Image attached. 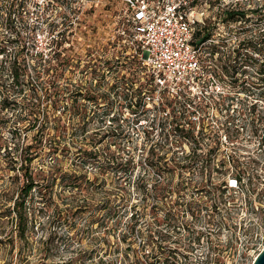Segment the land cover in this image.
Returning a JSON list of instances; mask_svg holds the SVG:
<instances>
[{"label":"built area","instance_id":"built-area-1","mask_svg":"<svg viewBox=\"0 0 264 264\" xmlns=\"http://www.w3.org/2000/svg\"><path fill=\"white\" fill-rule=\"evenodd\" d=\"M7 1L22 2L25 21L17 26L24 29V56L38 52L43 60L58 47L52 41L76 32L82 18L112 11L115 30L105 43L117 49L100 62L120 68L122 39L145 73L134 83L139 98L132 118L133 212L145 231L166 239L183 229L186 236L175 239L252 240L251 215L264 210V89H250L253 75L217 71L216 59L226 65L244 37L229 42L234 20L213 12L218 5L243 9L246 0ZM205 22L214 27L198 41L195 31ZM109 84L119 88L115 77ZM160 223L167 234L159 233Z\"/></svg>","mask_w":264,"mask_h":264},{"label":"rangeland","instance_id":"rangeland-1","mask_svg":"<svg viewBox=\"0 0 264 264\" xmlns=\"http://www.w3.org/2000/svg\"><path fill=\"white\" fill-rule=\"evenodd\" d=\"M246 1L248 3L244 5L243 9H245L247 14L244 17L234 20L232 26H230V30L232 29L233 31L229 30L231 35L227 36V40L234 44L238 43L239 39L242 37L256 41L264 37V0ZM255 7L257 10L252 12L251 9ZM221 9L222 7L218 5L217 8H213V12L219 14ZM55 28L57 29L58 27L56 26ZM114 30L115 23L112 11L110 9H102L98 10L94 16L82 18L76 27V32L72 34L68 33L62 40L57 38L56 41L55 38L54 41H52L53 44L57 42L58 47L55 52L51 50L48 53L50 60L45 65L51 68L46 71L41 67L39 70L41 78L56 79V84L53 86L56 94L54 97L50 96L53 102H50L49 97L43 96L41 105L48 110L55 109L58 114L61 112V121L63 122L65 119L64 126H62V128H54L48 125L45 129L38 130L36 126L29 127L30 124H28L27 119L16 124L21 127L19 131L21 133V138L19 140L21 144L35 142L36 140V142H38L41 135L47 137L55 131L53 135H55L56 139H59V144L67 147L70 152H67L64 156L59 152L48 155V153H46L48 148H41L38 146L35 149L39 150L40 153L34 156L31 161L34 167L42 165V169L45 171L51 168V170H56L58 175L65 171L77 172L81 167L80 160L82 150L79 148L80 145L81 147L87 148L93 145L94 147H98L100 151L106 149L107 143L112 139L110 132L111 127L109 125L112 126L114 124H109V120L107 119L105 122L97 120V114L100 113L99 111L102 110L101 108L105 106V104H103L105 98L102 92L104 91L108 94L107 90L109 88V91L112 92L116 98L115 105L118 109L120 107V110L123 112L121 115L122 118L129 115L128 118H123V122L131 124V122H128L126 119L131 121L133 112H131L128 106H121L124 101L120 98V93L126 89L125 86L124 88L120 86L119 81V88L114 90L109 83L118 70H120V75L124 74L127 77L129 75L127 71L128 66H135L138 61L134 57L128 56L126 52H122L127 42L120 39V53H123L120 55V68L116 67L113 69L114 72L106 71V65L100 62V59H103L105 56L114 57L116 53L117 48L109 44L110 40H108L107 45L105 43L106 39L111 37L112 31ZM0 35L4 34L0 33ZM59 36L60 34L58 37ZM64 41L65 43H63ZM7 46L6 56L9 58L12 55V49L10 45ZM263 50L260 52L256 51L252 54L258 60L253 61L255 65L247 66L248 68L245 71L253 75L249 78V83L253 85V87H250L252 90L264 89V86L261 87L260 85V79H263L264 84V78L257 74V67L260 63L262 64L259 58H261V52H263ZM228 53L230 54L231 52L229 51ZM4 56L5 55H3V57ZM1 57L2 54H0V58ZM262 58H264V56H262ZM219 62L220 60L216 59L217 71L219 73H226L227 71L225 69L228 67L225 65L224 68H222ZM30 69L28 68L29 74H34ZM140 72L145 75L143 70ZM228 72L230 73L229 69ZM9 74L10 72L6 66L3 76ZM106 77H108V79ZM240 84L239 88H244L242 87L244 83L240 82ZM43 85L48 86V82H43ZM42 91L47 93L50 92V89L47 88L45 90L43 88ZM87 95L103 96V98L98 97L97 101L99 103L97 104L93 103L91 100H87ZM20 97L21 96H18V99H20ZM62 106L72 110L73 108L76 109L77 106H82L80 109L88 113L86 120H89L84 123L86 126L84 133L80 130L82 129L83 123L81 117L75 114L74 116H70V118H66V116H69V112L68 110H63ZM22 107L21 105V108ZM21 108L18 107L17 110H21ZM8 111L9 115H12V110H10V108H8ZM11 117L13 118L14 116L12 115ZM9 129V126L0 128V134L9 139ZM129 130L132 129L130 128ZM107 132L110 134L105 135ZM42 142L45 143V140ZM10 145H13V142H10ZM115 146L117 145H111L109 148L114 149ZM3 150L4 148L2 147L0 149V209H2L5 204H13V198L11 197L17 194V189L23 182L22 170L17 168L20 162L16 163L14 166L12 163L8 164L9 158H5L4 155H1ZM102 154H104V152H102ZM55 155H57V157ZM100 158L99 161L94 160L88 162L81 168L88 174L89 180L82 185V189L79 192L76 188H73V191H71V188L63 186L62 183L66 180H60V177L55 178L52 188L49 184L47 186L44 185L46 186V190H50L52 195L50 203L53 210L48 209L47 213H50V215L55 213V215L67 217L65 222L62 221L63 225L59 230L60 232L63 231V236L72 241L73 244L68 247L62 243L57 247L58 249L54 250L53 248H47L45 240L47 239L48 232L41 228V225L47 220V216L42 217L40 214L37 215V220H42L43 222L40 224L36 222V224L29 229V235L26 240H19L15 232L12 235L9 233L11 228L10 218L0 215V264H35L36 261H41L43 259L47 263L51 261H65L64 264H82L83 261L84 264H151L152 261H154L152 260L153 258L146 257L143 251L144 248L141 238V233L143 234L145 232L142 222L143 218L140 222L138 220L136 221L135 227L140 231V233L138 232V237L136 234L133 236L131 233L132 223H134L132 211L135 200L132 175L130 176V180L126 182L123 195L120 193L112 194L115 190V188L112 187L113 173L110 169H104L102 163L106 165V162L102 160V157ZM64 198H67V200H64ZM35 199L40 200L37 196ZM39 204L41 205L42 203L38 202L37 205ZM162 213L163 212H161L160 215H162ZM251 217L250 226L248 222L249 219L244 223H247L245 225L251 227L253 230L252 240L247 238L248 240L245 241L246 237L241 236V240L237 237H233L236 241L230 240L225 243L217 240V235H215L214 237L212 236V240L206 244H204L205 241L204 243L193 241L191 242L192 249L186 250L188 253V260L191 261V263H188V260L177 258V261L173 262V264H214V259H217V264H251L253 257L261 248L262 240L264 239V210L261 215H251ZM47 225L48 224L44 225V227ZM159 226L160 227H156L159 233L167 234L165 229L169 228L162 223H160ZM232 226H234V224H232ZM235 228L238 229V224ZM226 229L227 228L221 233V238L224 240L227 237L226 233H228ZM255 232L257 233L256 242L254 238ZM185 233H187L186 230H177L173 239H175L176 236L182 237L183 234L186 236ZM58 235L61 234L58 233ZM123 235L126 236V239L123 238ZM128 241H132L129 249L127 248ZM167 241H165V243H168ZM171 243L174 244V242ZM187 244L186 241V248ZM146 247V252L150 251L149 253H151L155 251V249H151L150 246H145V248ZM47 253H50V255L45 258ZM69 257H73V260L67 261Z\"/></svg>","mask_w":264,"mask_h":264},{"label":"trees","instance_id":"trees-1","mask_svg":"<svg viewBox=\"0 0 264 264\" xmlns=\"http://www.w3.org/2000/svg\"><path fill=\"white\" fill-rule=\"evenodd\" d=\"M21 4L22 2L16 3L15 1L7 0H1L0 2V7L2 6V9L5 8L2 11L5 14L0 13V33L4 34L0 35V54H2V57L0 58V128L5 126L10 127L9 139L3 137V135L0 134V149L2 147L4 148L1 155H4L5 158H9L8 164L12 163L14 166L16 163L20 162L17 168L22 170L23 178L22 184L17 189V194L14 197H11L13 198V204H5V206L0 209V215L10 218L11 228L9 230V233L12 235L15 232L19 240H26L29 235V229L33 227L36 222H38V224L43 222L42 220H37V215L40 214L42 217L47 216V220L43 225H41V228L48 232L47 239L45 240V243H47V248H53L54 250L58 249L57 247L62 243L64 245H67L68 247L73 243L63 236V231L60 232L59 230L63 225L62 221L65 222L67 220V217L55 215V213H52L51 215L50 213H47V210H53V207H51L50 203V198L52 197V195L50 190H46V186L49 184L52 188L55 178L60 177V180H66L62 183L63 186H65L66 188H71V191H73V188H76L78 192L81 191L82 185H84V183H87L89 180L88 174L81 168L84 167V165H86L88 162H92L94 160L99 161V159H101L100 157H102V160H105L106 162V165L105 163H102V165H104V169H110L113 173L112 187H114L115 190L114 192H112V194L120 193L123 195L124 189L126 187V182L130 180V176L132 175L134 166L132 153L133 136L132 130H129L130 128L132 129V119L131 121L126 119L128 122H131V124L123 122V118H128L129 115L122 118L121 115L123 114V112L122 110H120V107L119 109L117 108V106L115 105L116 98L114 97V94L109 91L110 88H107L108 94H106L104 91L102 92L105 98L103 102L105 106H103L101 108L102 110L99 111L100 113L97 114V120L105 122V120L107 119L109 120V124H114L112 126L109 125L111 127L110 132L112 135V139L107 143L106 149H102V151H100L98 147H94L93 145H91L90 148L81 147L80 145L79 148H81L82 150L80 160L81 167L77 170V172L65 171L58 175L56 173V170H51L50 168L45 171L44 169H42V165H37L34 167L31 164L34 156L40 153L39 150L35 149L38 146H40L41 148H48L46 152L48 153V155L59 152L62 156H64L67 154V152H70V150L67 149V147H65L64 145L59 144V139H56L55 135H53L55 131L53 132V134L47 137L41 135L38 142H36L37 140L35 142L33 141L26 144H21L19 142L21 138V133L19 132L21 127L16 123H20L25 119H27L28 124H30L29 127L36 126L38 130H43L48 125H51L54 128H62L65 123V119L63 122L61 121V112H59L60 114H58L56 113L55 109L48 110L47 108L43 107V105H41L43 96L47 98L49 97L50 102H53V99H51L50 96L54 97V95L56 94V91H54L53 88V86H55L56 84V79L44 77L41 78L40 75L39 68L42 67L46 71L51 68L50 66L45 65L50 60V57L43 60L40 53L38 52H32L31 54H29V56H24V29L18 28L17 26V22L22 23L23 21H25V16L20 13ZM256 10V7L251 9L252 12ZM220 13L224 15L225 19L236 20L240 17H243L247 12L240 8H222ZM213 27V24H208L205 22L200 26V28L195 31L194 36L198 41L202 40L210 35ZM263 38L261 37L258 41L248 38H243L242 40H240L239 46L235 48L233 53L231 52L226 57V66L228 67L227 69H225L227 71L226 73H229V69L230 73L232 74L252 75L251 73H247L245 71L248 68L247 66L255 65L253 61L258 60L252 54L256 51L260 52L263 50ZM7 45H10L12 49V55L9 58H7L6 56V48H8ZM125 47L122 49V52H124V50L126 49ZM55 51L56 50H53V52ZM210 51L211 53H213L217 50L215 47L211 46ZM122 54L123 53H120V55ZM3 55L5 56L3 57ZM262 56H264V50L263 52H261V58H259L262 64L260 63V65L257 67V74L263 76L264 78V58H262ZM131 57L135 58V56ZM135 59L137 60V58ZM113 64H111V62L106 59L105 65L110 72H114L113 69H115L116 67L119 68L118 65H114V67ZM6 66L10 74L3 76ZM221 66L222 68H224L225 65L222 64ZM28 68H31L32 70L30 69V71H33L34 74L30 75L28 72ZM140 70V66L137 63L135 66H128L127 71L129 72V75L127 77L124 74H121L119 79L118 72L114 74L116 84L114 86H118V82L120 80V86H122L123 88L125 86L126 88L120 93V98L124 101L121 106H128L131 112L134 111L133 106L139 98L138 86H135L134 83L138 78V72ZM43 82H48V86H44ZM43 88L45 90L47 88L50 89V92L45 93V91H42ZM18 96H21L20 99H18ZM98 97L103 98V96L87 95V100H91L93 103L98 104ZM21 105L23 106L22 108ZM18 107H20L21 110H17ZM81 107L77 106L76 109L73 108L72 110L68 107L65 108L64 106H62V109L68 110L69 112V116H66V118H70V116H74L75 114H78V116L81 117L83 123L82 129L80 130L82 131V133H84L86 130V126L84 125V123L88 122L89 119L86 120V118L88 117V113L85 110H81ZM8 108L12 110L11 112L14 116L13 118L11 117L12 115H9ZM106 130L108 131L107 128ZM109 134L110 133L107 132V134L105 135ZM43 140H45V143L42 142ZM10 142H13V145H10ZM111 145L117 146H115L114 149H110L109 146ZM127 146L131 147L128 148ZM102 152H104V154H102ZM55 156L57 157V155ZM36 196L39 197L40 200L35 199ZM64 200H67V198H64ZM38 202L42 204L37 205ZM132 215L134 217V223H132L131 233L134 236L136 234L135 225L137 220L135 219L133 211ZM46 224L48 225L44 227V225ZM190 230L192 231L191 233H194L195 229L191 228ZM58 233H60L61 235H58ZM154 234L155 233L151 231H145L143 234L141 233L144 254L146 257L153 258L152 260H154L151 264H173V262L177 261V258H180L181 260H188V253L186 252V250L192 249L191 242H202L200 241L198 235L193 236V234H188L189 237L187 239H166L163 236H159L158 238H156ZM123 238L126 239V236L123 235ZM165 241H167L168 243H165ZM186 241L188 243L187 248L185 245ZM131 242L132 241L127 242L128 249L130 248ZM171 242H174V244H172ZM208 242H210V240H206L205 243H202L206 244ZM145 246H150V248L155 249V251L151 253H149L150 251L146 252L145 250L147 249V247L145 248ZM49 255L50 253H47L45 258ZM72 260L73 257H69L67 259V261ZM213 261L214 264H217V259H214ZM64 262L65 261H51L50 263H47L43 259L41 261H36L35 264H64ZM188 263H191V261L188 260ZM82 264H84V261Z\"/></svg>","mask_w":264,"mask_h":264},{"label":"water","instance_id":"water-1","mask_svg":"<svg viewBox=\"0 0 264 264\" xmlns=\"http://www.w3.org/2000/svg\"><path fill=\"white\" fill-rule=\"evenodd\" d=\"M251 264H264V244L253 257Z\"/></svg>","mask_w":264,"mask_h":264}]
</instances>
